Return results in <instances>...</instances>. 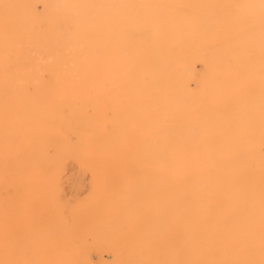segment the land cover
Segmentation results:
<instances>
[{
  "label": "rangeland",
  "instance_id": "rangeland-1",
  "mask_svg": "<svg viewBox=\"0 0 264 264\" xmlns=\"http://www.w3.org/2000/svg\"><path fill=\"white\" fill-rule=\"evenodd\" d=\"M263 38L264 0H0V264H264Z\"/></svg>",
  "mask_w": 264,
  "mask_h": 264
},
{
  "label": "bare ground",
  "instance_id": "bare-ground-1",
  "mask_svg": "<svg viewBox=\"0 0 264 264\" xmlns=\"http://www.w3.org/2000/svg\"><path fill=\"white\" fill-rule=\"evenodd\" d=\"M184 13V12H183ZM210 16V15H209ZM219 16V15H218ZM202 18V16H200ZM217 17V16H216ZM206 18V17H204ZM250 18V17H248ZM188 21V20H187ZM190 25V24H189ZM192 29L190 26H188L187 28H183L181 26H174V28L171 30V44H170V49L171 50H159L157 53L160 54V55H166L167 53H177V56L176 58H181V60H183L184 62H186L187 64L191 62V35L193 34L192 33ZM210 34V33H209ZM196 35L197 37L199 38L197 41H196V49H197V55L195 54L194 56H196L195 58V62L197 64V66L199 67H202L204 62L202 60L201 57H199L198 53L202 51L203 49V44L200 42V38H203V33L199 30V28L196 29ZM261 35V34H258V36ZM183 37L186 38L185 41H183ZM251 37L249 38V40L251 41ZM254 39V37H253ZM264 39V38H263ZM248 41V40H247ZM249 43V41H248ZM260 43V42H258ZM229 45V44H228ZM244 43L242 44V47H243ZM217 46V45H216ZM216 46L214 47L215 48V51L213 50V52H216ZM227 46V45H226ZM225 46V49L228 50L227 51H223L221 52V54L219 55H216V54H213V52L211 51V55H216V56H221L219 60L222 59V57H224V54L227 52L229 53V51H235L234 49H232L231 47V50L230 48L228 49V47ZM212 46H210L211 48ZM241 47V46H240ZM241 47V49H242ZM251 47V46H250ZM236 48V47H235ZM206 49V48H205ZM204 49V50H205ZM238 49V48H237ZM240 49V48H239ZM246 49V47H245ZM245 49L243 50V52L245 51ZM207 50V51H206ZM205 53L208 52V49H206ZM211 50V49H210ZM238 51V50H237ZM185 52L187 53L189 56L185 59V58H182L180 57L181 54ZM210 53V52H208ZM217 53V52H216ZM236 53V52H235ZM230 54V53H229ZM234 52L232 53L231 56H235L237 58L236 55H233ZM202 55V54H201ZM205 55V54H204ZM211 55L209 54L208 57L210 58ZM238 55V54H237ZM212 56V57H213ZM233 57H229L228 56V59L230 58H233ZM234 57V58H235ZM219 58V57H218ZM225 58V57H224ZM207 60V58H205ZM227 59V60H228ZM205 60V61H206ZM224 60V59H223ZM226 60V59H225ZM238 60V58L236 59V61ZM210 61V59H209ZM233 62V60H231ZM235 59H234V64H236L235 62ZM182 62V61H181ZM226 66H227V61L225 62ZM239 63V62H238ZM133 64V63H131ZM222 64V63H221ZM233 64V63H232ZM231 65H228L229 67L232 66ZM233 64V65H234ZM222 66V65H221ZM223 66H224V61H223ZM228 67V68H229ZM152 68H155L157 70V74H167L168 72V65L165 61V58L162 57V58H158L157 61H155L154 63L150 64V66H146L144 68V73L143 74H152ZM197 69V68H196ZM225 69V68H224ZM229 69H233L232 68H229ZM197 71V70H196ZM260 71V70H258ZM261 72V71H260ZM263 72V70H262ZM261 72V73H262ZM201 73V71H200ZM204 73V72H202ZM201 78V76H200ZM257 99V98H256ZM260 100V99H259ZM257 100V101H259ZM263 102V100H260V102L258 103H261ZM259 108V107H258ZM212 110V109H211ZM244 111V110H243ZM210 112V111H208ZM206 114V113H205ZM208 115V114H207ZM210 115V114H209ZM253 118V117H252ZM211 119V118H210ZM209 119V120H210ZM220 119V118H219ZM218 119V120H219ZM222 120V118H221ZM216 122V121H215ZM218 122V121H217ZM236 125V124H235ZM240 125V124H239ZM239 125H236V126H239ZM242 125V124H241ZM248 130V129H247ZM254 137V136H253ZM235 141V140H234ZM242 148V147H241ZM223 151V150H222ZM223 157V156H222ZM262 159V158H261ZM171 177L168 175L167 177V181L170 180ZM162 194H160V204L157 208L158 210V213L160 215V219H159V223H158V226H157V231L158 232H163V231H168L169 233H171L172 235H184V236H197V235H205V234H218V233H223L224 230H226L225 228H223L221 225H220V222L217 223V218L216 217H212L210 216V212L208 211V202H192V203H182V202H178V201H173V200H168V199H171L172 196L170 197H163ZM173 197H175V195H173ZM165 205L166 206V209L167 208H170V214H173V215H180V216H174V217H162L161 215L162 212L165 210H162V206ZM127 210V209H126ZM125 212V211H124ZM125 214V213H124ZM188 215H194V216H188ZM234 216V215H233ZM241 216V215H240ZM242 217V216H241ZM229 219V218H228ZM232 220V219H231ZM227 221V220H226ZM230 221V220H229ZM111 223V222H110ZM113 224V222H112ZM106 227V225H105ZM100 228V227H99ZM102 228V227H101ZM104 228V227H103ZM107 228V227H106ZM123 228V227H122ZM107 231V229H105ZM105 231V232H106ZM110 233L111 230H109ZM246 231V230H245ZM128 232V231H127ZM98 233V232H97ZM102 233V232H101ZM100 233V234H101ZM99 234V233H98ZM97 234V235H98ZM109 234V233H108ZM111 235V234H110ZM113 236V234H112ZM111 236V237H112ZM114 238V237H113ZM193 238V237H192ZM215 246V245H214ZM128 248V247H127ZM213 248V247H212ZM221 248V247H220ZM240 256V255H239ZM253 256V255H252ZM251 256V257H252ZM156 256L154 255L152 258H147L145 261L147 264H157V262L155 261V258ZM84 259V258H83ZM257 261V260H256ZM258 263V262H257ZM186 264H189V263H186ZM226 264V263H225ZM233 264V263H231ZM256 264V263H255Z\"/></svg>",
  "mask_w": 264,
  "mask_h": 264
}]
</instances>
